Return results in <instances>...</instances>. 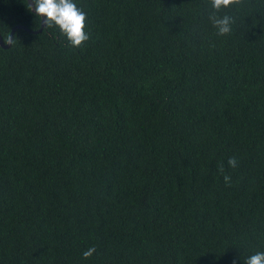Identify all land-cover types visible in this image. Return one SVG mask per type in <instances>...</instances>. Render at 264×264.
<instances>
[{"label": "trees", "instance_id": "obj_1", "mask_svg": "<svg viewBox=\"0 0 264 264\" xmlns=\"http://www.w3.org/2000/svg\"><path fill=\"white\" fill-rule=\"evenodd\" d=\"M73 2L79 48L0 0L3 43L24 27L0 46V264L264 252V0L222 8L225 36L210 0Z\"/></svg>", "mask_w": 264, "mask_h": 264}, {"label": "clouds", "instance_id": "obj_2", "mask_svg": "<svg viewBox=\"0 0 264 264\" xmlns=\"http://www.w3.org/2000/svg\"><path fill=\"white\" fill-rule=\"evenodd\" d=\"M210 2L214 11L210 14L209 19L217 30L216 34L218 36L230 34L233 30V17L229 15L218 16L217 13L222 8L241 4L242 0H210ZM26 8L30 12H35V16L40 18V23L43 24L44 29L58 28L72 47L79 48L90 38L89 33L85 31L86 13L77 7L73 0H31V3H28V0H26ZM16 40L13 35L7 34L4 43L13 46ZM227 163L231 168L238 166L235 156L230 157ZM218 171L224 174L222 164L218 166ZM223 179L225 184L230 186L231 176L223 175ZM95 252L96 248L90 247L83 252V257L87 259ZM244 264H264V252H257L247 257Z\"/></svg>", "mask_w": 264, "mask_h": 264}, {"label": "water", "instance_id": "obj_3", "mask_svg": "<svg viewBox=\"0 0 264 264\" xmlns=\"http://www.w3.org/2000/svg\"><path fill=\"white\" fill-rule=\"evenodd\" d=\"M28 3H31V0H28ZM33 12H34V11H33ZM40 27H41V28L44 27L42 23H40ZM18 28H24V27L19 26V25L13 27L12 30L10 31L9 35H13L14 31H15L16 29H18ZM41 28L38 29V32L41 31ZM0 46L3 47V48H9L10 45L4 44L3 41H2V38L0 37Z\"/></svg>", "mask_w": 264, "mask_h": 264}]
</instances>
